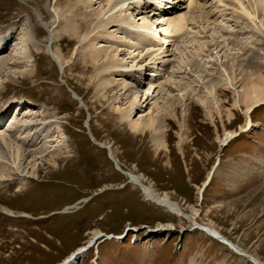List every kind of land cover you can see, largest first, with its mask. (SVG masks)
I'll return each mask as SVG.
<instances>
[{"label": "rangeland", "instance_id": "obj_1", "mask_svg": "<svg viewBox=\"0 0 264 264\" xmlns=\"http://www.w3.org/2000/svg\"><path fill=\"white\" fill-rule=\"evenodd\" d=\"M58 1L0 0V34L11 37L10 46L4 55H0L10 58L9 66L0 71V112L9 108L3 114L7 118L0 123V127L3 124L0 135L13 140L19 136H12V132L22 131L25 137L14 145L24 151L19 170L7 169L0 163V180L1 176H6L5 181H0V207L5 206L13 212L12 215L0 212V264H61L93 239L96 231L113 234L115 238H100L75 264H253L237 255L227 242L222 244L204 229L171 215L158 207L159 204L146 201L131 178L119 171L109 151L100 146L102 144L111 146L126 173L142 177L144 183L154 186L161 196L168 193L188 214H192L195 207L202 226L210 228L212 222L224 237L264 264V104L250 113L253 122L247 132L240 131L247 120L244 108H236L231 121L227 116L223 120L221 116H215L213 121L203 118L204 108L191 100L201 93V88L203 90L197 76L209 80L217 72L208 68L209 73L201 69L202 73L195 75L200 68L194 66V72L188 73V67L181 62L194 60L198 63L192 49L196 45L189 41V37L186 41L173 40L170 54L163 55L169 57L159 60L168 64L155 80L153 92L156 93L133 115L136 120L142 113L149 114L156 103L167 99L170 94L180 97L182 93L173 87L174 84L167 83L173 75L176 76L175 83L191 84L186 99L194 107L189 118V140L184 143L183 152L177 146L176 127L172 120L166 123L169 131L174 129L170 135L172 162L168 165L167 156L155 154L148 137L144 139L135 135L126 123L119 121L118 108L127 107L131 98L125 97L124 101L111 106L114 93H100L97 87L106 58L99 62L101 66H97L91 54L101 50L100 47H109L111 43L107 42H116L125 36L123 30L118 29L119 22H109L107 27L96 29L90 40L81 44L78 35L66 24L71 18L70 13H65L71 6L75 7L78 0H60V10L65 15L60 18L62 25L55 19L54 9ZM80 1L79 7L74 9L78 15L77 25L82 31L90 32L92 21H86L84 14L108 9L107 0ZM177 1L186 5L187 0ZM242 1L250 5L256 2ZM231 4L233 0H206L204 6L209 7H205V25H198L189 32L197 33L209 27L201 34V41L216 37L215 31L219 32V29L224 32V25L235 24L236 15ZM216 18H220L217 25ZM228 20L232 21L227 24ZM101 22L96 20L97 24ZM35 28L39 36L34 38V44L23 34L29 29L32 33ZM254 35L251 30L243 37L244 57L239 56L241 53L237 48L232 50V45L219 48L223 49H218L222 63L234 59L236 64L242 61L252 48L251 43L257 41L252 38ZM36 45L42 49H36ZM210 49L207 54L215 57L217 51ZM51 50L56 53L61 50L63 67L55 62ZM126 53L131 57L132 52ZM219 63L214 66L218 68ZM238 69L235 71L239 80ZM153 70L156 68L147 75H154ZM262 72L264 74V68ZM241 83L239 81L235 89L228 87L229 92L222 94L228 107L234 101V91L242 93L244 84ZM18 103L28 109L42 108L40 111H45L38 117H30L43 118L55 125L50 139L35 142L28 138L35 130H29L25 123L19 125L17 121H25L29 116L22 112L17 117L10 114ZM88 121L90 127L86 125ZM89 129L97 142L92 140ZM225 129L237 131V134L221 146L220 138L225 137ZM42 141H46L50 148L41 151ZM56 156L57 165L52 162ZM210 172L214 176L204 189ZM201 188L203 195L200 194ZM83 200L87 202L79 204ZM162 227L167 229L161 230ZM151 233L154 235L147 238ZM158 233L161 235L156 237Z\"/></svg>", "mask_w": 264, "mask_h": 264}, {"label": "bare ground", "instance_id": "obj_2", "mask_svg": "<svg viewBox=\"0 0 264 264\" xmlns=\"http://www.w3.org/2000/svg\"><path fill=\"white\" fill-rule=\"evenodd\" d=\"M78 1L76 2L75 7L71 6L70 10L68 9L65 13H70L71 15V18L69 17L70 19L66 21V24L68 23V28L70 29V31H74L76 35H78L79 43L82 44L86 42V40H90L89 37L92 36L91 34H93L96 29L107 27V24H109V22H119L118 29H122V32L125 36L123 38L119 37L118 41L116 40V42H107L108 44L111 43L109 44V47H104V49L100 47L101 50H96V52L91 54V59H93V63H95L97 66L100 65L99 62L101 61V59L106 58V62L102 66L100 65L101 77L99 78V84L97 87L100 89V93H105V91H107L106 93H108L109 91V93H114V102L110 101L111 106H113L115 103L116 105L117 103L119 104L126 98H131L127 107H121L118 108V110L116 109L120 115L119 121L121 123H126L129 130L135 135H140L144 139L148 137L155 154L160 155L161 153H164V155L167 156L168 165H171L172 162L173 152L170 144V135L174 131V129L172 128V130L169 131L170 127H168L166 123L170 119L172 120L174 127H176V131L174 132L177 136V146L179 150L183 152L185 149L184 143L186 144V142L189 140V118L191 116L192 107H194L192 105V102L196 103L197 101L198 103H196L195 105H200L204 108L201 116L207 120L212 121L214 120L215 116H221V120L224 119V116H227L228 121H231L235 116V109L244 108V113L247 116V120L245 124L240 127V131L247 132L252 127L253 121L250 113L256 107L264 104V74L262 72L264 68V43L262 44V41L264 39V23H262V21H264V0H256V2L254 4L251 3V5L243 2L242 0H233V4H231V7L234 16L236 15L234 18L235 24L227 27L224 25L225 33L221 29H219V32L215 31L216 37H210L208 41H201V34H204V32L209 27H206V30L203 28V32L200 30L197 33L189 32L194 31V29H196L198 25H200L201 27L205 25H203L204 18L207 17L205 14V7H209V5L204 6L206 5V0H187L185 1L186 5H184V3H180L175 9H172V5L169 4L170 0H107L108 9L102 8L99 12L94 11L95 13L92 12V14H84L86 21H92V31L90 32L82 31V27H79V25H77L78 15L75 13L74 9H77L79 7ZM172 1L174 3L175 0ZM219 2L221 3L222 1ZM88 3H91V0ZM222 4L228 5V3ZM54 10L56 16L55 19H58L59 24L62 25V23H60V21H62L60 18L65 17V15L64 12L60 10V0L57 2ZM117 14L120 16H118ZM208 14L210 15L211 13ZM224 17L226 16L224 15ZM106 19L107 21H103ZM218 19L220 20V18H216L214 20L216 22V25L218 24ZM96 20L102 21L101 24H97ZM231 21L232 20H228L227 24H229ZM251 30H253L255 33L252 38H257V41L254 44L251 43L252 48L248 49L247 56L237 64L235 59L232 62H228L227 64L222 63V58L218 55V53L223 50L219 49L223 48V46L230 48V45H232V50L237 48L239 54L241 53L239 56L244 57L243 55H245L244 51H246V47L243 44V37L249 32L251 33ZM32 31L33 32L31 33L29 29L27 33L23 35L27 36L26 38L28 42L33 41L34 43V38L38 39L39 33L36 28ZM192 34L196 35L193 36ZM25 36H23V38H25ZM188 37L189 41L192 42V44L194 43L196 45L192 47L194 52L193 54L199 59L198 63L194 60H191L190 62H181L183 65L188 67V69H186L188 70V73L194 72L192 69L195 66L200 68L198 70L199 72H197L195 75H199V73H202L200 72L201 69L209 73L208 68H213L214 71L217 72V74L213 75L212 78L209 77V80H205V78H202L201 75L197 76L199 82L203 85V90L201 88V93L194 97L197 100L191 98V103H187L186 99V93L191 89V84L184 85L182 83H175L176 76L173 75L172 77H170V79H168L169 81H167V83L174 84L173 87L177 89L178 92L182 93L181 96L175 98L170 94L167 99H161L159 101L160 103H156L152 112H150L149 114L142 113L139 119L135 120L133 117L135 111L138 107H140V105H145L146 103H148L152 94L154 96V94L156 93V91L153 92L156 86L154 83L157 82L155 80L158 76L162 75V73L164 72V68H166V65L168 64L165 60H163L162 63H160L159 60L162 57H169L163 55L166 53L170 54V46L173 44V40H176L177 42L180 39H182V41H186L185 39H187ZM10 38L8 36L0 34V55H2L10 46ZM52 38L54 39L53 35ZM117 38L118 37H116V39ZM198 39L200 41H198ZM22 43L23 42H21V44ZM130 44L132 46H129ZM210 48H213V51H217L215 57L207 54V50H211ZM36 49L41 50L42 48L36 45ZM218 49L220 50L219 52ZM17 51L20 53L19 49ZM60 51L59 53L52 51L51 54L55 62L63 67L64 59L62 58ZM128 51L132 52L131 57H127L128 54L126 52ZM133 55L138 56L134 57ZM142 57L146 59L143 60L141 59ZM205 58L207 59L205 60ZM8 59L10 58L8 57ZM8 59L5 56L0 57V71H2L3 68L9 66ZM23 61L25 62L27 61V59H23ZM216 62H220V65L217 64L218 68L214 66L216 65ZM211 63H213L212 66ZM206 65H209L210 67H206ZM237 67L239 68L238 72H240L239 80L235 71ZM154 68H156L155 71L153 70V72H155L154 75H147L150 70ZM182 69L184 68H180L179 70ZM239 81L244 84V89L242 93H237L236 90L234 91V101L231 103L230 107H228L227 105H225L221 96L223 93L225 94V92H229L230 87L234 88L239 83ZM73 93L75 96L79 97V99L82 101V105L85 106L81 97L75 91H73ZM140 93H143V96H141ZM143 97L144 100H142ZM8 109L9 108L5 109V111H7ZM40 110L43 109L31 107H29L28 109V107H24L23 103H18L14 106L12 113H10L13 114L14 117H17L20 112H22V114L26 113L29 116V118H26L25 121H20L18 119L20 115L16 119L19 120L17 121L20 122L19 125L23 126L26 124L25 126L27 128H30L29 130H35L34 133L28 137L31 141L35 142H40L42 138H44V140L50 139L52 137L51 135H53L55 131V125L49 122H45V119L41 118L39 120H36V118H32L33 116H40V112L45 113V111ZM5 111L0 112V123L7 118V116H4ZM86 125L90 127L89 121ZM2 129L3 124L0 127V131H2ZM224 132L226 133L225 137L220 138L221 146H223V144H226L237 134V131L228 129H225ZM22 134V131H17L15 133L12 132V136H19V138L13 140L8 138L6 135H0V163H2V165H4V167H6L7 169H9L10 167L17 171L19 170V161H21V159L23 158L24 151L22 149H18V145L17 147H14V145L19 144L18 141L22 138H25L22 136ZM89 134L92 140L96 141V138L91 133L90 129ZM62 142L63 141H60V143ZM46 143V141H42L40 143L41 151H44L46 148H50L47 147ZM19 146H21V144ZM100 146L109 151L110 157L112 158L113 162H115L119 171L125 173V175L131 178L132 184L136 188H139L141 190L146 201L151 202L155 205L159 204L157 205L158 207H161L171 215L181 217L187 220L189 223H193V225H196L198 228L204 229L211 238L221 241L222 244L227 242V246L229 245L237 255L242 258L249 259L253 264H263L256 256L249 253V251L244 250L233 241L224 237L220 233V231H217L216 228H214L216 226L212 222L209 224L210 228L202 226L199 222V211L195 207H193L192 214H188L176 202L172 200L168 193H166L164 196H161L154 189V186L146 185V183H144V181L142 180V177L134 175L132 173H126V171H124V169L118 162L111 146L105 144H102ZM56 147H59V145ZM56 159L57 156L52 160L53 164L55 165H57ZM213 176L214 173L210 172L207 178L208 182L205 183L204 189L206 188V185L209 184V182L212 180ZM1 178L2 180L0 181H5L6 176H1ZM202 190L203 189L201 188L200 194L203 195L204 190ZM86 202L87 200H83L79 204ZM73 208H75V206L67 208L66 211ZM0 212L7 215H12L13 213L5 206L0 207ZM164 229L167 228H161V230ZM101 234V231H96L94 234L96 235L94 237L95 239L93 238L85 246L79 249L77 248L78 250L68 256V258H66L61 264H75L76 261L81 256L86 255L85 253H87L91 248L90 247L87 251H85L88 245L93 244L92 247H94L97 244L100 236L106 237V239L108 240L111 238H115V235L113 234ZM153 235L154 234L151 233L146 237L150 238ZM159 235L161 234L158 233L155 236L157 237ZM229 242H231L232 244H230Z\"/></svg>", "mask_w": 264, "mask_h": 264}, {"label": "water", "instance_id": "obj_3", "mask_svg": "<svg viewBox=\"0 0 264 264\" xmlns=\"http://www.w3.org/2000/svg\"><path fill=\"white\" fill-rule=\"evenodd\" d=\"M90 246H91V245H88V247H87L85 250H87ZM77 254H78V253H77ZM77 254H76V255H77Z\"/></svg>", "mask_w": 264, "mask_h": 264}]
</instances>
